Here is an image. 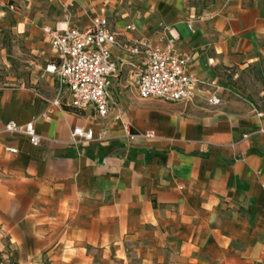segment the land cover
Returning a JSON list of instances; mask_svg holds the SVG:
<instances>
[{
	"label": "crops",
	"instance_id": "crops-1",
	"mask_svg": "<svg viewBox=\"0 0 264 264\" xmlns=\"http://www.w3.org/2000/svg\"><path fill=\"white\" fill-rule=\"evenodd\" d=\"M98 16L118 43L106 116L73 108L48 72L0 86V142L17 149H0V264H264V108L231 82L264 61V0H0V27L43 72L57 61L44 29ZM160 22L191 57V100L137 93L141 57L122 45L156 41ZM76 127L93 139L73 142Z\"/></svg>",
	"mask_w": 264,
	"mask_h": 264
},
{
	"label": "built area",
	"instance_id": "built-area-1",
	"mask_svg": "<svg viewBox=\"0 0 264 264\" xmlns=\"http://www.w3.org/2000/svg\"><path fill=\"white\" fill-rule=\"evenodd\" d=\"M158 25L162 30L156 41L138 37L122 45L129 53L141 57L135 74L137 93L143 99L158 98L167 102L191 100L193 90L199 83L189 69L191 57L176 51L177 37L169 26L161 22ZM44 32L57 60L45 70L54 75L59 92L64 89L69 92V103L73 108L84 109L93 105L100 117L106 116L111 103L109 86L118 71V61L110 52L118 43L107 19L98 16L83 28H45ZM210 102L217 103L218 100L212 98ZM2 131L23 135L33 145L41 139L33 121L23 125L9 121ZM70 137L73 142L76 139L90 141L93 132L76 127ZM129 137L133 139L135 135L130 134ZM0 149L12 154L17 152L16 148L1 142Z\"/></svg>",
	"mask_w": 264,
	"mask_h": 264
},
{
	"label": "rangeland",
	"instance_id": "rangeland-1",
	"mask_svg": "<svg viewBox=\"0 0 264 264\" xmlns=\"http://www.w3.org/2000/svg\"><path fill=\"white\" fill-rule=\"evenodd\" d=\"M125 0H123L124 2ZM129 1V0H126ZM189 4L210 3L212 0H183ZM39 56L25 48L19 39L10 38V29L0 27V86L47 85V72L39 67ZM43 68V67H42ZM237 91L264 108V61L249 64L237 72Z\"/></svg>",
	"mask_w": 264,
	"mask_h": 264
}]
</instances>
